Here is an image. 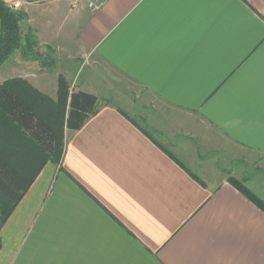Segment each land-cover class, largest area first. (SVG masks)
<instances>
[{"label": "crops", "instance_id": "0c3cea01", "mask_svg": "<svg viewBox=\"0 0 264 264\" xmlns=\"http://www.w3.org/2000/svg\"><path fill=\"white\" fill-rule=\"evenodd\" d=\"M97 1L34 81L57 100L62 74L97 111L65 126L0 264H264V211L229 182L264 199V0Z\"/></svg>", "mask_w": 264, "mask_h": 264}, {"label": "trees", "instance_id": "16d2710c", "mask_svg": "<svg viewBox=\"0 0 264 264\" xmlns=\"http://www.w3.org/2000/svg\"><path fill=\"white\" fill-rule=\"evenodd\" d=\"M26 19V11L0 0V67L17 49L35 51V34L23 26ZM98 101L87 91L70 93L62 74L57 100L21 77L0 83V230L44 164L61 160L65 126L81 127ZM229 182L264 211V200L242 180L231 176Z\"/></svg>", "mask_w": 264, "mask_h": 264}, {"label": "rangeland", "instance_id": "374dc122", "mask_svg": "<svg viewBox=\"0 0 264 264\" xmlns=\"http://www.w3.org/2000/svg\"><path fill=\"white\" fill-rule=\"evenodd\" d=\"M6 1L14 8L24 10L28 13V19L24 20L23 26L24 28L31 27L32 32L35 34L37 47L35 51L27 50L25 46L17 49L0 67V83L21 77L34 84L35 80H37V83L39 82V77H49L53 73L52 68L59 71L61 61L63 63V60L69 57V46L72 43L73 47L77 41L79 17L92 12V8L94 7L90 5L91 3L94 2L99 5L97 0ZM40 58L43 59L42 62L39 60ZM126 86L128 94L131 97H135V93L131 94L134 91V87L131 91L130 88L132 86L128 84ZM121 105H124L125 108L127 106L124 102ZM141 122L144 125L148 124L146 119H143ZM168 146L170 145L168 144ZM172 149L175 150L174 148ZM176 150L182 158L185 156L180 152V148ZM31 151H34V149ZM201 151L204 152L203 150ZM187 161L190 162L188 158ZM262 174L264 175V173ZM240 180L248 186L245 179L240 178ZM260 180L262 186L260 190L262 196H264V177H260Z\"/></svg>", "mask_w": 264, "mask_h": 264}, {"label": "built area", "instance_id": "2783aa9c", "mask_svg": "<svg viewBox=\"0 0 264 264\" xmlns=\"http://www.w3.org/2000/svg\"><path fill=\"white\" fill-rule=\"evenodd\" d=\"M90 5H92L94 8H96L97 6H98V4H96V3H91Z\"/></svg>", "mask_w": 264, "mask_h": 264}]
</instances>
